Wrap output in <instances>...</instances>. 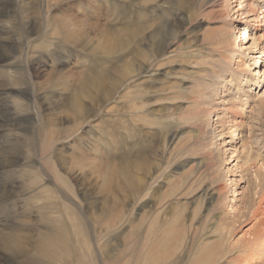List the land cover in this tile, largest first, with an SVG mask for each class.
I'll return each mask as SVG.
<instances>
[{"label":"rangeland","instance_id":"obj_1","mask_svg":"<svg viewBox=\"0 0 264 264\" xmlns=\"http://www.w3.org/2000/svg\"><path fill=\"white\" fill-rule=\"evenodd\" d=\"M211 1L0 0V264H264V0Z\"/></svg>","mask_w":264,"mask_h":264},{"label":"bare ground","instance_id":"obj_2","mask_svg":"<svg viewBox=\"0 0 264 264\" xmlns=\"http://www.w3.org/2000/svg\"><path fill=\"white\" fill-rule=\"evenodd\" d=\"M208 1V0H207ZM211 1V0H210ZM238 2H240L239 3V8L236 10V12L237 11H241V9L243 10V9H245L244 7H243V5L245 6L246 4H244L245 3V1L244 0H237ZM249 1V0H248ZM212 2V1H211ZM226 2H228V0H217V3L214 5L215 7H217L218 8V10H219V8H220V11H222V10H224V9H222L225 5V3ZM212 3H214V2H212ZM210 4V3H209ZM36 7V6H35ZM38 7V6H37ZM35 8L36 10H35V12H37L38 13V15H39V13H40V5H39V7L38 8ZM47 9V8H46ZM222 9V10H221ZM251 9V8H250ZM6 10V9H5ZM48 10V9H47ZM255 10V9H254ZM253 11V10H252ZM33 12V11H32ZM42 12V11H41ZM46 12V11H45ZM247 12H249V11H247ZM253 12H255V11H253ZM250 13H251V11H250ZM250 13H248V16H245L244 18H248V17H252L253 16V14H250ZM250 14V15H249ZM41 15V14H40ZM39 15V16H40ZM45 15V14H44ZM46 15H47V13H46ZM46 15H45V21L47 20V17H46ZM253 20V22H255V24L258 26L259 25V23L257 24V22L259 21L258 19H252ZM61 21V19L60 20H58V22H60ZM62 23L64 24L65 22H63L62 21ZM86 22L85 21H82V25H86L85 24ZM48 24V23H47ZM260 26V25H259ZM39 27H40V23H39ZM36 28L38 29V26H36ZM69 39H70V42L71 43H73V42H75V44L78 42L77 41V39H75V38H73V37H69ZM153 52L154 51H150V53H148V55L147 56H149V58H152V56H153ZM141 68L140 67H138L137 68V70H140ZM131 70H132V66H127V68L124 70V72H127V73H131ZM45 83V82H44ZM49 86V85H48ZM75 102H76V98H70V99H67V100H65V101H63L60 105L63 107V108H69L70 109V112H71V115L72 116H74V117H77V116H80L81 114H82V111H80V110H82L83 109V107L80 105V110H79V108H78V106L75 104ZM55 177V176H54ZM56 178V177H55ZM57 179V178H56ZM201 179V178H200ZM199 180V179H198ZM223 193V189H221L220 187H216V188H214L213 190H212V192L211 193H208L207 192V195H209V197L210 198H212L216 193ZM260 197H261V199L263 200V198H264V192L262 193V195H260ZM41 211V210H40ZM68 211V212H67ZM66 212L68 213V217L67 218H70V217H72L71 216V214L70 213H72L71 211H69V210H67ZM261 212H254L252 215V218L254 217V218H257V216H259V214H260ZM44 214V213H43ZM46 214V213H45ZM47 215V214H46ZM264 215V214H263ZM262 215V216H263ZM41 216V215H40ZM43 216V215H42ZM48 216V215H47ZM46 216V217H47ZM261 216V215H260ZM263 218V217H262ZM42 219V218H41ZM50 219V218H49ZM49 219H47V220H49ZM44 222H45V220H43ZM53 223L52 224H48V226H47V229L44 231V232H42L40 235L39 234H37V235H39V239H36L35 241L33 240L32 241V239L31 238H33L32 237V235H26V237H23L22 239H23V241H25V243L27 242V244H28V248L27 247H25V246H23L21 243H20V240L17 238V236H15V235H13V234H9L8 236H7V238H6V241H7V243L9 244V249H8V252H9V254L16 260V261H18V263L17 264H57L58 263V260H59V258H58V256L60 255V252H62V250L61 249H59V248H61V246L62 245H60V243H61V241H62V239H60L61 238V236L63 235L64 236V227H63V225L61 224V221H57L56 219H53V221H52ZM260 222H261V224L262 225H264V218L263 219H260ZM50 223V222H49ZM72 224V226H73V228L75 229V231H76V233L78 234V232H77V230H78V228H77V226L78 225H76V223H71ZM79 224V223H78ZM84 226V228H86L85 227V225H83ZM45 227V226H44ZM255 227V226H254ZM257 227V226H256ZM260 228V227H259ZM73 229V230H74ZM80 229V228H79ZM23 230H25V229H23ZM236 230V229H235ZM264 230V229H263ZM75 233V234H76ZM167 233V232H166ZM263 233V232H262ZM170 234V233H169ZM75 236H77V235H75ZM79 236V235H78ZM79 238V237H78ZM77 238V239H78ZM80 238H81V236H80ZM79 238V240H80V242L82 243V239H80ZM256 238V237H255ZM64 239V238H63ZM67 239V238H66ZM69 241V240H68ZM83 241H84V239H83ZM260 241V240H259ZM63 242V241H62ZM67 242V241H66ZM159 242V241H158ZM52 245H54V246H52ZM173 245V244H172ZM258 245V244H257ZM162 246V245H161ZM64 247H65V245H64ZM87 247V246H86ZM89 247V246H88ZM170 247V246H169ZM78 248V247H77ZM131 247H129V248H127L126 250H125V252H124V254H123V257H126V259H128V257L129 256H131V254H129V253H133V252H135V250L133 251V252H129V249H130ZM59 250H61V251H59ZM77 250V253H75V257H76V260H77V258H78V263L79 264H89V261H88V257L89 256H91L92 255V253L90 252V250H88V248H87V250H86V253H87V255H85L84 253H82L81 252V249H80V251L78 250V249H76ZM232 251H234V249H231L229 252H228V254H230V253H232ZM242 252H243V250H241ZM256 253V252H255ZM69 254V253H68ZM94 254V253H93ZM227 254V255H228ZM144 255V254H143ZM73 255H71V257H72ZM94 256H95V254H94ZM108 256L110 257V256H112V254L110 253V251H108ZM172 256V255H171ZM246 256H250L249 254H245V257ZM61 257H62V255H61ZM120 257H122V256H120ZM226 257V256H225ZM243 258V260H249V258L247 257V258ZM251 257V256H250ZM67 258V257H66ZM69 258V257H68ZM74 258V256L72 257V259ZM111 258V257H110ZM216 258V257H215ZM262 258V257H261ZM63 259V258H62ZM75 259V258H74ZM98 259V258H97ZM120 259V258H119ZM203 259V258H202ZM201 258H199L198 260H197V263L199 262V261H201L202 260ZM61 260V259H60ZM205 260V259H204ZM62 261V260H61ZM61 261H60V263H61ZM69 261H70V259H69ZM74 261V260H73ZM91 261V260H90ZM96 261V260H95ZM117 261V260H116ZM127 261V260H126ZM137 261H139V260H137ZM232 261H233V259H232ZM232 261H230V262H228L229 264H237L236 262L238 261H236V262H232ZM70 262H72V261H70ZM69 262V264H73L74 262H72V263H70ZM114 262V261H113ZM211 262H215L214 264H217V263H219L220 261L219 260H212ZM63 263V262H62ZM76 263H77V261H76ZM92 263V262H91ZM90 263V264H91ZM102 263V262H101ZM128 263V262H127ZM59 264V263H58ZM75 264V263H74ZM112 264V263H111ZM171 264V263H170ZM174 264V263H173ZM202 264V263H201ZM241 264H244L243 262H241Z\"/></svg>","mask_w":264,"mask_h":264}]
</instances>
